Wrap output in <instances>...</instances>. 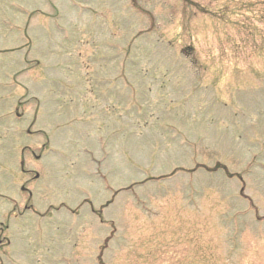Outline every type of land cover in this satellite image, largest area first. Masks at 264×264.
<instances>
[{
  "label": "rangeland",
  "instance_id": "374dc122",
  "mask_svg": "<svg viewBox=\"0 0 264 264\" xmlns=\"http://www.w3.org/2000/svg\"><path fill=\"white\" fill-rule=\"evenodd\" d=\"M0 229V264H264V0H0Z\"/></svg>",
  "mask_w": 264,
  "mask_h": 264
},
{
  "label": "flooded vegetation",
  "instance_id": "af4514ba",
  "mask_svg": "<svg viewBox=\"0 0 264 264\" xmlns=\"http://www.w3.org/2000/svg\"><path fill=\"white\" fill-rule=\"evenodd\" d=\"M35 158H36V157H35ZM83 204H86L87 207L89 208L88 212H90V213H94L93 205H92L91 201L88 200L87 197H84V198L82 199V202L77 206V208H80L81 206H83ZM59 206L62 207V206H64V204L61 203ZM64 208L69 209L71 213H74V214L77 213L76 210H75V212H73L74 209H71V208H68V207H64ZM27 209H29V208L27 207ZM7 230H8V229H0V247H1L3 244H6V245H9V244H10V239L8 238V234L6 233ZM5 234H6V235H5Z\"/></svg>",
  "mask_w": 264,
  "mask_h": 264
}]
</instances>
